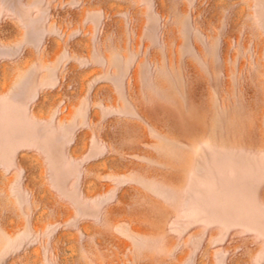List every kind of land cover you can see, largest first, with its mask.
<instances>
[{
	"label": "rangeland",
	"instance_id": "obj_1",
	"mask_svg": "<svg viewBox=\"0 0 264 264\" xmlns=\"http://www.w3.org/2000/svg\"><path fill=\"white\" fill-rule=\"evenodd\" d=\"M0 264H264V0H0Z\"/></svg>",
	"mask_w": 264,
	"mask_h": 264
}]
</instances>
